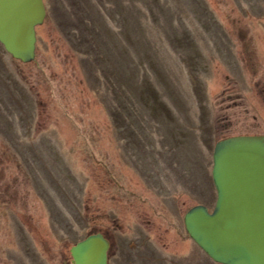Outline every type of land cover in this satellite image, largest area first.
<instances>
[{
  "label": "rangeland",
  "instance_id": "rangeland-1",
  "mask_svg": "<svg viewBox=\"0 0 264 264\" xmlns=\"http://www.w3.org/2000/svg\"><path fill=\"white\" fill-rule=\"evenodd\" d=\"M42 3L30 60L0 43V264H72L97 231L106 264H222L182 215L213 204L216 140L264 134V0ZM106 79L142 112L136 140Z\"/></svg>",
  "mask_w": 264,
  "mask_h": 264
},
{
  "label": "water",
  "instance_id": "water-1",
  "mask_svg": "<svg viewBox=\"0 0 264 264\" xmlns=\"http://www.w3.org/2000/svg\"><path fill=\"white\" fill-rule=\"evenodd\" d=\"M43 14L42 0H0V43L13 58L33 57V26ZM210 178L213 204L189 206L182 215L185 231L214 261L264 264V134L216 140ZM107 248L102 233H88L69 246L70 262L106 264Z\"/></svg>",
  "mask_w": 264,
  "mask_h": 264
},
{
  "label": "trees",
  "instance_id": "trees-1",
  "mask_svg": "<svg viewBox=\"0 0 264 264\" xmlns=\"http://www.w3.org/2000/svg\"><path fill=\"white\" fill-rule=\"evenodd\" d=\"M81 18V17H80ZM83 20V19H82ZM79 21H81L80 19H79ZM86 21V20H85ZM137 21H139L138 19H137ZM84 21H81L80 23H79V25H77V27H78V30H79V34H82L83 33V30L85 29V26H86V28H93V29H95L94 28V26L92 25V23H91V21L89 20V24H87V23H83ZM85 25V26H84ZM70 30H72V35H73V37H74V39L76 38L77 39V33H74L75 31H76V29H74V28H71ZM78 30H77V32H78ZM75 39V40H76ZM77 41V40H76ZM84 41V40H83ZM92 40L88 37V39H87V46H93V44H91L90 42H91ZM99 42L102 44L103 43V47H104V52L105 53H107V51H109V50H111V49H109V47L106 45V43L104 42V40L102 39V42L100 41V39H99ZM147 42H149V40L147 39ZM146 42V43H147ZM77 44V43H76ZM122 53V52H121ZM84 63H85V61H84ZM83 63V64H84ZM84 67H86L85 65H84ZM122 67L120 68V72L122 71ZM87 71H86V74L87 75H89V74H91V75H93V77H94V81L96 80V76L95 75H97V74H92V73H90L91 72V70H92V68L91 67H88L87 69H86ZM118 73V72H117ZM87 78V80H88V77H86ZM89 81V80H88ZM107 83H106V82ZM109 80L108 79H106V80H104V84L107 86V84H109L110 85V87H111V90L113 91V89H114V84H112L111 82H108ZM107 88V87H106ZM108 95V93L107 92H105V93H101L99 96H107ZM114 95H116L115 97L116 98H114V101L111 99V100H109L108 99V97H106L107 99L105 100L106 101V103H107V106H106V108L108 109V113L110 114V120L111 121H114V123L115 124H117V122L118 121H120V123H122V124H124V126L123 127H121L122 128V130L124 129L125 130V128L126 129H130V133H131V136H132V138L133 139H135V137H134V135H132V134H134V131H133V133H132V127H127L128 125L125 123L126 121L124 120L125 118H127V117H130L129 115H131L132 113V117H133V120L135 121L134 123L136 124V122H138L139 121V117L141 116V111H139V109L137 108V106H136V103H135V101H134V99H132L129 95H126V94H123V93H121V91H120V93L119 92H114L113 91V96ZM139 123V122H138ZM126 125V126H125ZM136 140V139H135ZM45 173V172H44ZM52 185H53V182H52ZM44 193V192H43Z\"/></svg>",
  "mask_w": 264,
  "mask_h": 264
}]
</instances>
